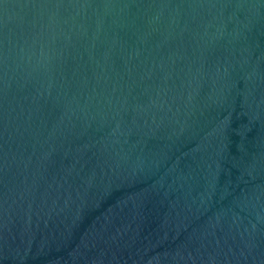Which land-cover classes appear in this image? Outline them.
I'll return each mask as SVG.
<instances>
[{
    "label": "water",
    "instance_id": "obj_1",
    "mask_svg": "<svg viewBox=\"0 0 264 264\" xmlns=\"http://www.w3.org/2000/svg\"><path fill=\"white\" fill-rule=\"evenodd\" d=\"M0 264H264V0H0Z\"/></svg>",
    "mask_w": 264,
    "mask_h": 264
}]
</instances>
